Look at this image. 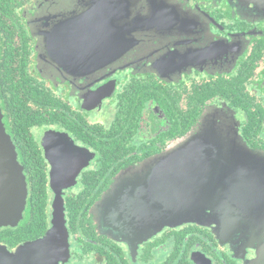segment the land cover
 <instances>
[{
  "label": "flooded vegetation",
  "instance_id": "1",
  "mask_svg": "<svg viewBox=\"0 0 264 264\" xmlns=\"http://www.w3.org/2000/svg\"><path fill=\"white\" fill-rule=\"evenodd\" d=\"M120 51L103 65L102 52ZM0 71L2 123L28 186L21 219L0 226V262L64 241L60 264H257L255 221L134 233L126 210L136 197L163 208L156 164L203 134L218 156L210 192L185 184L213 198L201 212L225 211L215 198L240 187L239 211L264 213V0H0Z\"/></svg>",
  "mask_w": 264,
  "mask_h": 264
},
{
  "label": "water",
  "instance_id": "2",
  "mask_svg": "<svg viewBox=\"0 0 264 264\" xmlns=\"http://www.w3.org/2000/svg\"><path fill=\"white\" fill-rule=\"evenodd\" d=\"M63 30H65V28L59 29L57 33L55 32V34L52 36L56 43L58 40L64 38ZM64 51H66V49H64ZM122 52L123 51H120L114 54L102 52L103 65H106L105 63L112 61L113 58L122 54ZM81 54H83V52ZM91 54L92 53L90 51L86 52L87 61L90 60ZM63 55L64 52L59 50V56L63 57ZM89 69L90 68H81V70L77 69V71L83 73L84 70ZM44 72H46V70ZM42 74L45 75L43 72ZM2 117L3 114L0 108V226L15 225L18 223L23 215L28 196V186L26 178L23 174V167L18 161V154L13 140L6 132L2 123ZM171 150L175 151V149ZM166 155L169 158L172 157L171 160H166L168 162L167 164L158 162V165L156 164L157 170L153 172L154 178L152 177L151 179V184H154L155 182H161L165 188H161V192L163 191L162 193H165L161 195V197H168L172 195L174 190L177 188V182L180 181L179 175L184 173L183 169L180 172L177 171L178 167L175 166L176 157L174 155ZM167 156L161 157L160 160L164 161ZM186 184L191 185L190 182H187ZM234 189L235 195L228 193L227 196L221 199V205L216 203L217 206L227 207L225 211H218L217 213H213L211 215H206L205 213L199 212L197 218H193V213L189 212L187 219L183 220L184 223L196 222L202 224L213 217L214 220L217 221V224H235L237 227H240L246 226L249 219L251 222H257L256 227L261 231L260 238L262 237V239H264V213H258L259 215L257 216L259 219H256L255 214H246L239 211V207L244 205L242 202V197L240 196L241 190L240 187ZM186 190L190 192L191 188L188 186L186 187ZM188 197L190 198V196ZM162 209L163 211L165 210L164 207ZM245 215L248 216L246 220L242 217ZM251 215L254 216L253 220L250 219ZM62 236L63 235L61 233L58 235L51 234L45 236L44 239ZM46 251L50 252V257L40 256L42 252L44 253ZM67 251L68 250L65 249L64 241H33L24 244L18 248L15 253L8 254L7 259H9L11 262L18 261L21 264H60L61 262H65L67 258Z\"/></svg>",
  "mask_w": 264,
  "mask_h": 264
},
{
  "label": "rangeland",
  "instance_id": "3",
  "mask_svg": "<svg viewBox=\"0 0 264 264\" xmlns=\"http://www.w3.org/2000/svg\"><path fill=\"white\" fill-rule=\"evenodd\" d=\"M140 35H144L140 33ZM146 40V39H145ZM148 42H145L147 44ZM49 48V45H48ZM150 47L149 45L142 46V51L140 53L146 52ZM51 51V50H50ZM139 53L137 50H134L130 54H128L125 58L120 60V64H124L126 60H131L132 58L136 57ZM110 67L113 68L112 65ZM47 72V70H46ZM203 134H199L195 136L194 139L190 140V142L183 146L180 149H175V151L171 150L168 151L166 154L174 155L177 158V162L179 167H186V171L182 176V184L180 186L177 185V188L174 190L171 196L163 197L159 199L160 204L162 207L165 208L163 211L162 208L158 207L156 203L151 199L143 200L140 197H136L132 204H130V208L127 211L128 215V223L132 227V231L135 232H145L147 234H153L156 230L166 226H180L184 224L185 219L188 217V213L192 212L193 218L198 217V213L202 210L206 209L205 207L213 208V198H207L202 195H199V191H192V195L189 198V194L187 193L185 184L190 182L192 184L207 187V193L210 192L208 185L209 180H212V176L215 169H217L216 162L217 155L214 156L211 152L212 143L206 141V138L202 137ZM239 147H244V144H238ZM167 156V155H166ZM231 154L226 152L223 156L221 155L222 159L229 160ZM172 157H166V160H171ZM211 158L215 160L211 162ZM168 162L166 161L165 164ZM218 164V162H217ZM219 165V164H218ZM176 166V165H175ZM204 175V177L201 176ZM210 176V179L206 180V176ZM185 181V182H184ZM196 193V194H194ZM223 194L215 198L219 205L222 204L221 199L223 198ZM205 205V206H204ZM141 222L142 224H146L144 228L135 224V221ZM42 257H50V252H42L40 254ZM10 260H4L0 262V264H10ZM14 264H21L18 261H12ZM49 264V263H47ZM52 264V263H50ZM257 264H264V254H261Z\"/></svg>",
  "mask_w": 264,
  "mask_h": 264
},
{
  "label": "trees",
  "instance_id": "4",
  "mask_svg": "<svg viewBox=\"0 0 264 264\" xmlns=\"http://www.w3.org/2000/svg\"><path fill=\"white\" fill-rule=\"evenodd\" d=\"M2 71H0V90H2V77H3V75H2ZM16 137H17V139H18V141H20V142H24V139L22 138V136L21 135H16ZM33 139H30L29 141H31V143H32V149L34 150L36 147H37V145L32 141ZM36 146V147H35Z\"/></svg>",
  "mask_w": 264,
  "mask_h": 264
}]
</instances>
